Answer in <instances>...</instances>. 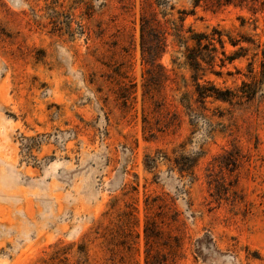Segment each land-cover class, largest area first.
Wrapping results in <instances>:
<instances>
[{"label":"rangeland","instance_id":"rangeland-1","mask_svg":"<svg viewBox=\"0 0 264 264\" xmlns=\"http://www.w3.org/2000/svg\"><path fill=\"white\" fill-rule=\"evenodd\" d=\"M144 14L252 39L200 82L258 75L259 2L0 0V264H157L174 235L177 264H264V85L199 102L171 44L145 72Z\"/></svg>","mask_w":264,"mask_h":264},{"label":"trees","instance_id":"trees-1","mask_svg":"<svg viewBox=\"0 0 264 264\" xmlns=\"http://www.w3.org/2000/svg\"><path fill=\"white\" fill-rule=\"evenodd\" d=\"M251 1L259 2L260 9H264V0ZM224 2L230 3L231 0H224ZM253 12H256V10L254 9ZM179 20L182 21V18ZM165 21L173 23V21ZM140 25V43L142 59L145 63V72L149 73L151 71L149 66L158 60L162 56L166 47L171 44L172 47H175V51L179 52L183 57L182 64L191 72L190 76L194 87L193 93H195L199 102H205L207 99L228 102L233 98L251 100L262 85H264V49L259 51L261 53V57L259 58L258 49H255L252 53V58H257L259 62L260 70L258 75L253 71L252 66H250V79L242 80L241 84L236 89L220 88L210 81H199L205 70L213 67L217 53L222 54L223 59H227L229 62L245 55L243 51H246L247 48L241 45V43L245 42L253 44V41L242 34L239 35L238 38H235L225 33V31L219 27H211L207 31H196L192 27H182L181 23L174 24L173 27H158L159 20L156 18L155 14H149L148 16L145 14L141 15ZM168 36L171 37L169 42L167 41ZM226 43H229L232 46H237V49L230 54H226L224 49ZM258 46L259 45H256V48H258ZM177 59L178 57L172 58V63L174 65H180V62H177ZM219 59L223 62L222 58ZM253 60L254 59L249 62V65H252ZM157 65L163 70V67L160 66V64ZM184 106L193 115H196L195 109L191 106L189 101H186ZM237 158L238 156H234L228 151L225 154V161H222L221 165H217L219 167H221L222 164L227 166L230 163H234ZM148 159L150 162H154V158L148 156ZM183 170L184 169H181V171ZM152 223L153 222L149 220L145 223L144 237L146 245H148L149 240L157 237L160 232V230L155 228ZM119 230L111 229L110 231L119 233ZM120 232H123V230ZM172 237L174 245L168 247V249L172 251V254H169L170 256L167 257L164 254L158 253L157 264H177L175 262V254L181 249V237L179 235H174ZM149 247L150 246H148L145 253L144 264H151L150 260L153 255H151V248Z\"/></svg>","mask_w":264,"mask_h":264}]
</instances>
